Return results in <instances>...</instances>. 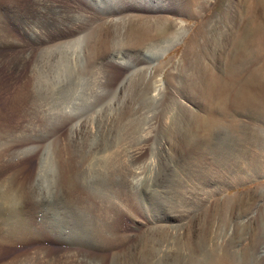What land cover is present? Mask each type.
Wrapping results in <instances>:
<instances>
[{"label":"bare ground","instance_id":"6f19581e","mask_svg":"<svg viewBox=\"0 0 264 264\" xmlns=\"http://www.w3.org/2000/svg\"><path fill=\"white\" fill-rule=\"evenodd\" d=\"M188 1L35 0L36 14L31 20H21L20 14L14 12V6L8 5V2L17 5L19 0H7V3L0 0V47L20 42L7 27L9 19L18 23L24 35L31 36L33 45L31 56L28 53L23 57V69L11 87L12 93L5 107L0 108V139L10 136L18 141L31 131V125L45 124L55 113L57 120L53 126L84 127L93 123L99 111L108 110L133 75L147 73L150 62L144 59V54L158 45L155 37L167 31L153 30L142 14L183 15ZM106 20L117 21L114 32L103 30ZM121 26L125 27L124 32ZM181 28L182 25L179 30ZM255 39V36L250 39L251 44L256 42ZM240 46L242 55L246 48ZM82 54L94 60L82 67ZM155 76L151 77L153 83L139 90L140 94L155 97L165 91L166 83ZM228 83L213 88L218 87L216 90L224 92ZM189 92L184 86H173L166 96L175 101L196 93L195 90L190 92L192 95ZM256 96L264 100V79L254 71L239 87L234 101L238 105H253L257 104ZM78 99L91 106V113L85 117L71 112ZM185 111L178 109L173 113L170 109L158 114L159 120L170 126L171 139L181 132L182 121L187 122ZM209 120L208 134L218 121ZM144 133L126 135L123 150L112 151L110 148L111 151L102 154L101 159H94L96 149L89 146H83L84 150L69 147L63 152L67 159H63L61 153L60 159H39L33 170L23 166V159L21 163L14 160L21 156L24 147L0 148V180L6 173L0 181V228L5 224L9 227L0 229V241L9 244L47 239L61 243L68 228L67 237L108 250V254L105 253L108 264H160L154 234L139 237L138 246L143 258L130 257L131 252L125 246L129 236L118 231L119 216L135 219L144 215L145 224L151 229L146 232L174 231L190 222L195 204L205 205L211 193L230 184L237 185L256 174L258 157L238 151L231 158L171 159L163 164L161 173L153 175L155 161L139 159L150 142V133ZM129 142L134 145L128 147ZM37 217H41L40 222ZM200 247H196V254L183 264L195 263L202 254ZM79 252L65 249L58 258L46 255L43 248H33L28 253L10 256L0 264H104L102 256L94 251Z\"/></svg>","mask_w":264,"mask_h":264},{"label":"rangeland","instance_id":"374dc122","mask_svg":"<svg viewBox=\"0 0 264 264\" xmlns=\"http://www.w3.org/2000/svg\"><path fill=\"white\" fill-rule=\"evenodd\" d=\"M34 2L19 0L17 5L12 2H8V5L14 6V12L20 14L21 20H31V16L36 14ZM142 16L153 30L167 31L159 33L154 39L158 45L144 54V59L150 62L147 73L133 75L126 88L120 90L112 100L108 110L103 113L99 111L96 122L84 127L69 124L53 126L57 120L55 113L45 124L38 122L31 125V131L18 141L10 136H2L0 148L14 150L24 147L21 156L14 160L21 163L23 159V166L33 170L39 159H60L61 154L63 159H67L63 152L69 147L84 150L86 148L83 146H89L96 149L94 159H101L100 156L110 148L112 151L116 148L123 150L126 135L145 132L150 133V142L139 159L155 161L152 165L153 175L161 173L163 164L171 159L197 161L227 156L231 158L238 151L257 156L256 174L237 185L230 184L211 193L206 206L195 204L190 222L182 227L174 231L146 232L151 229L149 224H145L144 215H138L135 219L125 215L119 216L118 231L129 236L125 246L131 252L130 257L137 256L136 259L143 258L138 246L139 237L154 234L153 238L158 244L156 256L161 259L160 264L186 263L196 254L194 249L200 246L202 254L192 264H264V100L256 96L257 104L253 105H238L234 101L239 87L249 79L252 72L259 73L264 79V0H189L183 15L156 13ZM7 22V27L20 42L0 47V108L5 107L12 93L11 87L18 73L21 74L24 55L29 53L31 56L33 49L31 36L24 35L13 19ZM116 22L106 20L103 30L114 32L118 26ZM122 27L120 29L124 32L125 27ZM253 36L256 42L251 44ZM240 44L246 48L242 55ZM91 60L94 59L82 54L80 65L85 67ZM154 75L155 79L166 83L165 91L155 97L140 94L139 90L153 83L151 77ZM226 82H229L227 91L220 92L216 90L218 87L214 90L213 86ZM182 85L196 93L185 99L176 98L175 101L166 96L168 89ZM79 100H75V110L71 109V112L85 117L88 112L91 113V106ZM165 108L168 111L171 109L173 113L178 112V109L186 110L187 122L182 121L179 127L181 132L173 135L172 139L170 126L159 120L158 114L166 111L163 110ZM8 115L13 120L12 115ZM210 118L218 121L208 134ZM131 142L127 143L130 145L128 147L134 145ZM37 218V222H40L41 217ZM1 228L7 230L9 227L5 224ZM69 231L65 229L66 236L61 243L47 239L13 241L9 244L0 241V263L10 256L28 253L33 248H43L46 255L58 258L65 249H77L80 254L94 251V254L102 256L104 264L109 263V260L106 262L108 250L69 238ZM70 240H73V244Z\"/></svg>","mask_w":264,"mask_h":264}]
</instances>
